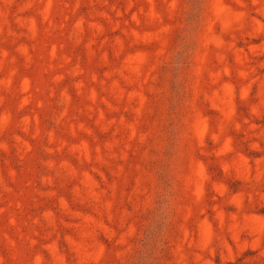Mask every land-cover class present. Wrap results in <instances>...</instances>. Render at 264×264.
I'll return each mask as SVG.
<instances>
[{
  "label": "rangeland",
  "instance_id": "1",
  "mask_svg": "<svg viewBox=\"0 0 264 264\" xmlns=\"http://www.w3.org/2000/svg\"><path fill=\"white\" fill-rule=\"evenodd\" d=\"M0 264H264V0H0Z\"/></svg>",
  "mask_w": 264,
  "mask_h": 264
}]
</instances>
